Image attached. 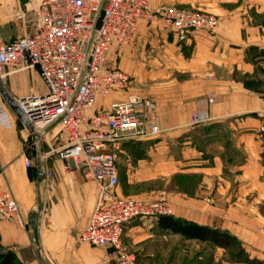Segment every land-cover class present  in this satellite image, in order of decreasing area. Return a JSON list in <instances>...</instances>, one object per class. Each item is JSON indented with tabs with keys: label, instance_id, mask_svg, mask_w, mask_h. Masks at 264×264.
Listing matches in <instances>:
<instances>
[{
	"label": "crops",
	"instance_id": "1",
	"mask_svg": "<svg viewBox=\"0 0 264 264\" xmlns=\"http://www.w3.org/2000/svg\"><path fill=\"white\" fill-rule=\"evenodd\" d=\"M39 2L0 0V43L31 31V20L25 26L16 16ZM150 2L212 13L220 25L180 42L163 20L141 21L134 41L109 55L131 77V88L100 97L94 111H108L128 94L157 104L162 132L119 144L118 193L141 200L164 195L169 217L210 233L187 239L164 228L160 217L138 218L126 225L124 247L133 264H264V0ZM46 90L37 69L0 81V189L11 191L23 219L0 222V244L23 264H114L108 250L78 239L98 187L58 157L61 126L32 134L9 104ZM194 114L200 124H193Z\"/></svg>",
	"mask_w": 264,
	"mask_h": 264
},
{
	"label": "built area",
	"instance_id": "2",
	"mask_svg": "<svg viewBox=\"0 0 264 264\" xmlns=\"http://www.w3.org/2000/svg\"><path fill=\"white\" fill-rule=\"evenodd\" d=\"M28 19L31 31L0 43V81L5 83L13 73L40 72L46 92L15 103L35 133L61 126L65 139L58 157L68 169L79 167L98 187L94 211L78 239L108 250L114 264H133L134 256L123 244L126 225L138 218L168 216L171 207L164 195L141 200L118 193L120 142L155 137L162 130L157 104L136 94L113 102L108 111H94L100 97L131 88V77L111 63L109 55L134 41L143 20H163L185 42L192 31L214 32L220 18L178 7L153 8L150 0H40L32 11L16 16L25 26ZM201 122L194 114L193 124ZM260 131L264 134V123ZM25 164L30 168L33 162L26 157ZM46 177L51 179L52 173ZM13 219L23 221L19 203L11 191L0 189V222Z\"/></svg>",
	"mask_w": 264,
	"mask_h": 264
},
{
	"label": "trees",
	"instance_id": "3",
	"mask_svg": "<svg viewBox=\"0 0 264 264\" xmlns=\"http://www.w3.org/2000/svg\"><path fill=\"white\" fill-rule=\"evenodd\" d=\"M250 49L257 50L256 47H251ZM259 54L264 57V50H259ZM160 224L164 228L169 229L173 233L180 234L187 239L204 240L210 233V230L205 226L195 225L169 216L160 217ZM0 264L23 263L20 262L14 252L4 249L0 244Z\"/></svg>",
	"mask_w": 264,
	"mask_h": 264
},
{
	"label": "water",
	"instance_id": "4",
	"mask_svg": "<svg viewBox=\"0 0 264 264\" xmlns=\"http://www.w3.org/2000/svg\"><path fill=\"white\" fill-rule=\"evenodd\" d=\"M9 104L12 107V109L15 111V113L18 115V117L20 118V120L23 122L24 126L26 127V129L34 134L35 133V129L34 127L26 120V118L23 116V114L21 113V111L19 110L18 106L16 105L15 101L12 99H9Z\"/></svg>",
	"mask_w": 264,
	"mask_h": 264
},
{
	"label": "rangeland",
	"instance_id": "5",
	"mask_svg": "<svg viewBox=\"0 0 264 264\" xmlns=\"http://www.w3.org/2000/svg\"><path fill=\"white\" fill-rule=\"evenodd\" d=\"M261 76H262V80L264 81V74H261ZM119 181H120V179H119Z\"/></svg>",
	"mask_w": 264,
	"mask_h": 264
}]
</instances>
